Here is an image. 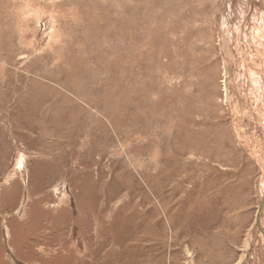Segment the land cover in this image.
Segmentation results:
<instances>
[{"label": "rangeland", "instance_id": "374dc122", "mask_svg": "<svg viewBox=\"0 0 264 264\" xmlns=\"http://www.w3.org/2000/svg\"><path fill=\"white\" fill-rule=\"evenodd\" d=\"M259 3L0 0V264H250Z\"/></svg>", "mask_w": 264, "mask_h": 264}, {"label": "bare ground", "instance_id": "6f19581e", "mask_svg": "<svg viewBox=\"0 0 264 264\" xmlns=\"http://www.w3.org/2000/svg\"><path fill=\"white\" fill-rule=\"evenodd\" d=\"M252 1V0H251ZM259 6H264V0H259ZM233 4V3H232ZM252 4H254V5H256L254 2H252ZM236 5V4H235ZM258 6V7H259ZM237 7V6H236ZM235 7V8H236ZM263 8V7H262ZM261 9V8H260ZM262 10V9H261ZM256 11H258V8L254 11L255 12V15H256V13H258V12H256ZM262 11H264V9L262 10ZM261 11V12H262ZM262 14H263V12H262ZM262 14H261V16H262ZM258 16V15H257ZM256 17V16H255ZM263 18V17H262ZM258 19V18H257ZM262 20V19H261ZM260 24V23H259ZM196 58V57H195ZM260 70V69H259ZM260 74H262V72L260 73ZM263 78H261V80H262ZM261 82V81H260ZM223 83H224V81H223ZM262 84H263V82H262ZM224 87H225V85H224ZM225 91H226V89H225ZM263 91V90H262ZM223 92V91H222ZM184 132V131H183ZM261 200H264L263 198L261 199ZM261 200H260V202H261ZM261 205V203H258V207H257V212H256V216H255V219H254V225L256 224V221L258 222V225H257V227L259 228V232H258V237L254 234V230L252 229L251 231L253 232H251V234H252V242H251V249L253 250V253H254V257L252 256V259L251 260H249L250 261V264H257V262H258V264H264V218H262L263 220H261V212L263 211V209H264V202H263V206H262V208H261V211H260V213H259V209H260V206ZM258 215H259V218H258V220H257V217H258ZM253 228V227H252ZM255 228H256V226H255ZM260 236H262L263 237V240H262V238L260 237ZM246 244H247V242H246V240H244V243H243V246H242V248L244 247H246ZM250 254H251V252H250ZM235 264H237V263H235Z\"/></svg>", "mask_w": 264, "mask_h": 264}, {"label": "water", "instance_id": "95a60500", "mask_svg": "<svg viewBox=\"0 0 264 264\" xmlns=\"http://www.w3.org/2000/svg\"><path fill=\"white\" fill-rule=\"evenodd\" d=\"M263 202H264V200H261V207H260V209H259V213H260V211H261V208H262V206H263ZM258 218H259V215H258V217H257V220H258ZM258 225V222L256 221V224H255V226H257Z\"/></svg>", "mask_w": 264, "mask_h": 264}, {"label": "crops", "instance_id": "0c3cea01", "mask_svg": "<svg viewBox=\"0 0 264 264\" xmlns=\"http://www.w3.org/2000/svg\"><path fill=\"white\" fill-rule=\"evenodd\" d=\"M261 238H262V240H263V237L262 236H260Z\"/></svg>", "mask_w": 264, "mask_h": 264}]
</instances>
